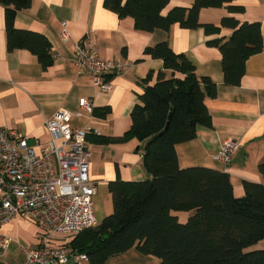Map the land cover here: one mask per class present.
Wrapping results in <instances>:
<instances>
[{"label":"crops","instance_id":"1","mask_svg":"<svg viewBox=\"0 0 264 264\" xmlns=\"http://www.w3.org/2000/svg\"><path fill=\"white\" fill-rule=\"evenodd\" d=\"M103 2L31 0L29 7L17 11L15 28L41 33L49 40L53 59L47 67L27 49L7 50L4 6L0 3V127L16 130L33 143L47 139L44 126L47 118L57 109L75 110L81 96L93 101L94 111L108 109L105 116L93 113L92 118L85 115L71 120L74 127L91 123L95 129L87 137L92 150L89 178L95 187L94 214L100 223L113 211L110 181L117 175L125 181L144 180L151 174L144 169V142L137 137L99 143L94 136L121 137L129 130L131 109L139 102L138 95L144 86L156 82L159 72L165 77L171 73L163 68L161 58L145 54V48L167 40L174 52L184 53L191 60L197 76L209 77L217 85L215 97L204 99L210 125H199L194 138L175 145L179 167L203 166L227 172L235 197L244 194V180L263 182L258 164L264 159V0H234L243 6L241 12H229L226 4L200 10L201 22L219 24L222 16L229 15L239 23L260 24L263 49L247 58L245 73L235 86L224 83L221 53L206 43L216 37L227 38L232 28L221 27L219 33L211 35H206L203 28L185 29L178 24H172L168 31L160 28L147 31L138 28L130 16L119 17ZM192 2L168 0L162 14L175 6L189 7ZM63 21L67 38L61 33ZM87 35L95 42L101 58L119 61L120 67L111 73V88L106 92L93 86L88 71L71 60L74 43ZM227 138L239 140V146L225 166L213 156ZM193 212L172 210L171 214L184 223ZM0 233L10 238L5 248L0 247V264H29L20 244L36 247L39 227L29 217L18 214L0 226ZM263 241L254 246L264 248ZM66 242L71 240H54V244ZM74 261L68 257L61 264ZM160 261L133 247L110 257L105 264H159Z\"/></svg>","mask_w":264,"mask_h":264},{"label":"trees","instance_id":"2","mask_svg":"<svg viewBox=\"0 0 264 264\" xmlns=\"http://www.w3.org/2000/svg\"><path fill=\"white\" fill-rule=\"evenodd\" d=\"M4 6L7 50L27 49L43 67L52 62L51 44L41 33L17 29L14 18L31 0H0ZM168 0H104L106 8L119 17L130 16L143 30L168 31L203 28L206 35L232 28L227 38L206 43L221 53L223 81L239 85L249 56L263 49L258 22H242L222 16L219 24L201 22L200 10L226 4L229 12H241L234 0H193L191 6H175L162 14ZM145 54L162 59L165 77L159 72L153 84H146L130 112L131 125L121 137L95 135L99 143L135 136L144 142L142 161L150 178L125 181L118 175L108 183L113 211L93 227L78 232L71 247L85 252L90 264H105L115 255L136 248L160 258L159 264H264V248L249 249L264 240V159L258 164L263 182L243 181L244 194L235 197L225 171L190 166L180 168L175 145L197 134L199 125L209 126L204 103L215 97L217 85L209 77H199L195 65L184 53H176L167 40L145 48ZM149 76L145 79L148 81ZM108 109L94 111L105 116ZM170 115V118H169ZM168 122L167 128L164 129ZM162 131V132H161ZM161 132V133H160ZM191 211L181 223L171 211Z\"/></svg>","mask_w":264,"mask_h":264},{"label":"built area","instance_id":"3","mask_svg":"<svg viewBox=\"0 0 264 264\" xmlns=\"http://www.w3.org/2000/svg\"><path fill=\"white\" fill-rule=\"evenodd\" d=\"M63 38L68 37L66 23H61ZM71 60L88 71L91 83L99 91L111 88V73L120 67L117 59L99 56L95 42L88 35L75 42ZM93 116V101L79 97L75 110L57 109L45 120V141L29 143L16 130L0 127V226L18 214L29 217L40 229L34 248L20 244L29 264H61L73 257L72 264L88 261L85 252L71 247V240L81 230L98 225L94 214V184L89 178L92 150L88 134L95 133L91 123L71 125L73 117ZM239 146V140L221 142L214 159L227 165ZM10 238L0 233V247Z\"/></svg>","mask_w":264,"mask_h":264},{"label":"rangeland","instance_id":"4","mask_svg":"<svg viewBox=\"0 0 264 264\" xmlns=\"http://www.w3.org/2000/svg\"><path fill=\"white\" fill-rule=\"evenodd\" d=\"M263 246H264V241L262 242ZM255 248H258V247H255L254 245L253 246H250L249 249H255ZM248 249V250H249ZM1 251V250H0ZM72 259V258H71ZM73 260V259H72Z\"/></svg>","mask_w":264,"mask_h":264},{"label":"water","instance_id":"5","mask_svg":"<svg viewBox=\"0 0 264 264\" xmlns=\"http://www.w3.org/2000/svg\"><path fill=\"white\" fill-rule=\"evenodd\" d=\"M169 118H170V115H169ZM167 126H168V122L165 124L164 129L167 128ZM161 132H162V131H161ZM161 132H160V133H161Z\"/></svg>","mask_w":264,"mask_h":264}]
</instances>
